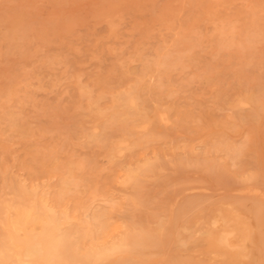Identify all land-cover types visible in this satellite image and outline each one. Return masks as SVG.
<instances>
[{
	"label": "rangeland",
	"instance_id": "1",
	"mask_svg": "<svg viewBox=\"0 0 264 264\" xmlns=\"http://www.w3.org/2000/svg\"><path fill=\"white\" fill-rule=\"evenodd\" d=\"M0 254L264 264V0H0Z\"/></svg>",
	"mask_w": 264,
	"mask_h": 264
},
{
	"label": "bare ground",
	"instance_id": "2",
	"mask_svg": "<svg viewBox=\"0 0 264 264\" xmlns=\"http://www.w3.org/2000/svg\"><path fill=\"white\" fill-rule=\"evenodd\" d=\"M244 104V103H243ZM162 120V119H161ZM15 217V216H14ZM1 255V254H0Z\"/></svg>",
	"mask_w": 264,
	"mask_h": 264
}]
</instances>
